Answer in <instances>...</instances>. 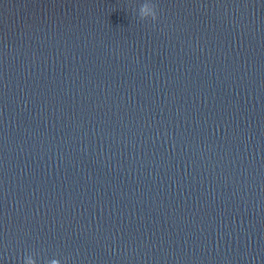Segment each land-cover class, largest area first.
Segmentation results:
<instances>
[{
  "label": "water",
  "instance_id": "1",
  "mask_svg": "<svg viewBox=\"0 0 264 264\" xmlns=\"http://www.w3.org/2000/svg\"><path fill=\"white\" fill-rule=\"evenodd\" d=\"M27 254L264 264V0H0V264Z\"/></svg>",
  "mask_w": 264,
  "mask_h": 264
},
{
  "label": "clouds",
  "instance_id": "2",
  "mask_svg": "<svg viewBox=\"0 0 264 264\" xmlns=\"http://www.w3.org/2000/svg\"><path fill=\"white\" fill-rule=\"evenodd\" d=\"M137 15L141 20L151 19L152 21H155L158 18L157 7L149 2L141 3L137 10ZM23 264H37V261L33 254H27L23 257ZM47 264H61V261L53 258L50 259Z\"/></svg>",
  "mask_w": 264,
  "mask_h": 264
}]
</instances>
